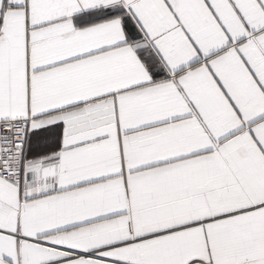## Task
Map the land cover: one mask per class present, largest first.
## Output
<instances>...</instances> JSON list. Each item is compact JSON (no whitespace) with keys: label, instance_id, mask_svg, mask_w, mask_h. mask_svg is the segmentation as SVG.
Masks as SVG:
<instances>
[{"label":"snow or ice","instance_id":"obj_1","mask_svg":"<svg viewBox=\"0 0 264 264\" xmlns=\"http://www.w3.org/2000/svg\"><path fill=\"white\" fill-rule=\"evenodd\" d=\"M0 264H264V0H0Z\"/></svg>","mask_w":264,"mask_h":264}]
</instances>
